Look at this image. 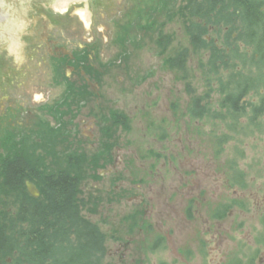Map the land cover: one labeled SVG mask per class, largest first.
Listing matches in <instances>:
<instances>
[{
  "label": "rangeland",
  "instance_id": "rangeland-1",
  "mask_svg": "<svg viewBox=\"0 0 264 264\" xmlns=\"http://www.w3.org/2000/svg\"><path fill=\"white\" fill-rule=\"evenodd\" d=\"M205 3L204 0H78L61 8L52 0L45 12L56 11L64 16L57 19L59 32L75 57V64L81 66L78 71L85 68V75L97 85L95 91L82 75L80 89L77 77L66 75L67 58L48 60L44 50L33 58L31 50L24 49L17 50L16 57L11 58L23 83L20 92L37 118H33L30 140L22 132L19 137L11 134L13 119L17 117L9 115L4 122L9 132L4 136L8 139L1 155L9 158L20 146L28 147L30 151L25 152L32 157V169L38 165L46 174L67 171L78 178L81 213L102 234L104 252L95 255L94 264H189L185 254L193 246L192 236L206 235L203 220L196 213H192L193 219L189 218L188 195L191 184L200 190L213 182L200 173V179L195 177L192 183L187 177L186 157L174 158V164L170 165L167 156L177 148L183 152L178 146V136L190 142L199 138L209 142L212 135L214 139L223 136L219 128L213 133L212 129L205 130L202 123L196 128L194 119L188 120L184 114L187 99L210 92L215 105L222 83L249 69H238L234 62L224 66L221 61H209L217 56L218 51L212 49L222 42L224 34L218 12H213L210 21L204 19L208 16ZM80 11H86L88 18H83ZM57 14L54 17L60 16ZM234 33L237 31L230 33L232 42L236 39ZM197 38L201 39L199 44ZM259 64L252 70V76L264 78V67ZM176 99L182 104L177 109L183 111L178 118L188 124L190 131L176 130L181 125L173 117ZM62 102L64 113L60 117ZM50 109L56 110L60 118L54 125L43 112ZM93 118L97 121L93 128L87 129V134L107 137L104 143H108L107 154L113 159L108 167L96 165L95 150L91 147L94 141L82 134L83 124L92 125ZM50 126L54 131L52 139ZM243 129L226 133V144L212 148L223 149L220 162L225 167L228 163L238 164L237 167L246 170L250 182V177H264V128L256 133L249 127ZM192 133L194 137L189 138ZM35 137L42 140L35 141ZM198 144L193 146L194 150L205 151L206 143ZM214 154L217 160L218 153ZM118 156L120 162L114 170L112 162ZM32 169L27 168L28 175L25 171L29 177L25 178V185L30 194L28 183L39 191L30 180ZM132 196H141L142 204L135 198L129 199ZM18 206L16 201L11 211L16 212ZM234 215L238 220L229 225L233 228L229 236L242 237L251 225L254 228L252 233L247 232L248 237L259 235L262 228L257 219L253 221L252 214ZM239 228H244L242 235L235 232ZM127 237L131 245L125 251L126 256L114 255L118 242L127 241ZM64 263L65 259H61L49 264ZM0 264H4L1 257Z\"/></svg>",
  "mask_w": 264,
  "mask_h": 264
},
{
  "label": "flooded vegetation",
  "instance_id": "flooded-vegetation-1",
  "mask_svg": "<svg viewBox=\"0 0 264 264\" xmlns=\"http://www.w3.org/2000/svg\"><path fill=\"white\" fill-rule=\"evenodd\" d=\"M51 2L52 0H3L0 3V164L2 162H22L25 165L26 175L30 172V170L27 171V168L32 169V157L27 155L28 147L25 149L24 146H20V149L9 158L1 155L5 152L3 146L8 139L4 136L8 132L4 127V122L8 120L9 115L17 117L13 119L10 130H13L12 135L18 134L17 137L22 132L26 134L27 139L29 137L31 140L35 123L33 119L35 114L29 110V101L20 92L23 87L19 78L20 72L17 66L14 67L12 64L11 58L16 57L15 51L31 50L33 58H35L38 55L36 53L44 50L48 60L67 58L69 63L66 65V75L72 79L77 77L79 89L81 88V75H84L85 83L90 86L92 91H95L97 87L81 69L78 71V67L81 66L75 64L76 59L74 60L75 57L66 47V41L59 32L61 29L58 28L57 19L64 16L60 13L57 14L56 11L45 12ZM56 14L60 16L54 17ZM218 17L221 20L220 27L224 35L220 39L222 42L216 44V47L212 49L218 51L217 56L211 57L209 61L211 63L213 60L221 61L224 66L234 62V64H238V69H249V71L245 70L243 73L247 72L248 74H236V76L230 77L225 84L222 83L221 93L216 99V107H214L215 98L210 92L200 97L190 95L187 105H185L186 108L184 107L186 109L184 114L188 116V120L194 119L192 122L196 128L202 123L205 130L212 129L214 133L219 128V132L223 135L216 139H214L215 135H212L209 142H202L200 138L190 142V139L185 141L182 139L183 136L180 138L178 136V146L182 148L183 152L177 148L175 153L167 156L170 165L174 164V158L186 157L189 165L187 177L192 183H194L193 178L200 179L201 175L208 182H213L200 190L196 188V184L190 185L189 218L193 219L192 213H196L203 220L206 235L192 236L191 244L193 246L188 248L185 255L189 264H210V262L211 264H264V177L258 179L253 176L248 182L246 170L243 171L237 167L238 164L233 166L232 163H228V166L225 167V164L223 165L219 159L223 149L212 148V145L222 147L223 144H226L225 134L230 131L238 133V131L244 130L243 128L249 127V130L256 133L264 128V120L260 121L261 118L264 119V78L252 76V70L257 67L258 63L264 67V0H219ZM14 22L20 24L23 22L24 31H19L18 26L13 24ZM233 31H237V33H234L236 39H233L232 42L230 33ZM208 38L211 40L210 37ZM10 46L12 51H9ZM242 50L245 51L244 55H242ZM230 90L234 92L231 93ZM179 104L181 103L177 99L173 101L175 108L173 117L177 124H181L177 126L176 130H181L183 133L190 131V127L178 118L183 112H179L177 109V105L180 107ZM43 112L46 117H50L51 125L60 121L56 110L50 109ZM5 113L6 115H4ZM63 113L64 103L62 102L59 116ZM120 117L124 118L122 115ZM36 118L37 116H35ZM96 121L97 119L93 118L92 125L84 123L82 134L89 136L94 141L91 143V147L95 150L96 165L108 167L113 159L111 160L110 154H107L109 145L104 143L107 137H101V134H99L100 136H94L92 133L87 134V129L90 126L93 128ZM15 129L20 131H14ZM49 132L52 139L54 135L52 126L49 128ZM192 137H194L193 133L189 135V138ZM61 138L60 136L59 139ZM37 140L40 142L42 139L35 137V141ZM198 143H206L205 151L196 152L194 150L193 146H198ZM116 149L120 152L119 148ZM214 152L218 153L217 160ZM111 154L114 158V153ZM119 162L120 156L112 162L114 170ZM232 167L233 169H230ZM109 173H112L111 169ZM258 180H263V182L259 183ZM120 188V185L116 186L117 190ZM134 198L139 203L143 202L141 196H132L129 199L133 200ZM200 212L201 214H199ZM237 212L252 214L253 221L254 218L257 219L262 228L258 236L253 235L252 237H248L247 232L252 233L254 225L248 224L251 226L249 231L243 232L245 236L242 235L244 228L236 229L235 232L242 235V237L237 236L239 237L238 244L236 242L238 238L235 235V237L228 235L233 229L229 225L233 220L235 223L238 220L234 215ZM200 234L203 235V231ZM230 239L233 244L229 241ZM129 240L130 237H127V241H119V247L114 255L125 257V251H128L131 245ZM209 245H211L210 252ZM11 261L12 258H8L7 262Z\"/></svg>",
  "mask_w": 264,
  "mask_h": 264
},
{
  "label": "trees",
  "instance_id": "trees-1",
  "mask_svg": "<svg viewBox=\"0 0 264 264\" xmlns=\"http://www.w3.org/2000/svg\"><path fill=\"white\" fill-rule=\"evenodd\" d=\"M204 1V11L208 14L204 19L210 21L213 12H218L219 0ZM197 39L199 44L201 39ZM82 71L87 74L85 68ZM32 172L30 180L40 191L38 198L26 188L25 178L29 177L25 176L22 162L5 163L0 168L3 263L8 264L5 259L10 257L12 264H49L61 259H65L64 264H94L95 255L104 252L102 234L81 213L78 178L67 171L46 174L38 165L33 166ZM16 201L19 206L12 212Z\"/></svg>",
  "mask_w": 264,
  "mask_h": 264
},
{
  "label": "water",
  "instance_id": "water-1",
  "mask_svg": "<svg viewBox=\"0 0 264 264\" xmlns=\"http://www.w3.org/2000/svg\"><path fill=\"white\" fill-rule=\"evenodd\" d=\"M15 26H18V28H19V31L21 30H23L24 31V25H23V22H22V24H20L19 22H14L13 23ZM16 52V51H15ZM16 54V53H15ZM28 188H29V191L31 192V194H33L34 196H36V197H38L39 195H40V193H39V191L37 190V188L33 185V184H31V183H28Z\"/></svg>",
  "mask_w": 264,
  "mask_h": 264
},
{
  "label": "bare ground",
  "instance_id": "bare-ground-1",
  "mask_svg": "<svg viewBox=\"0 0 264 264\" xmlns=\"http://www.w3.org/2000/svg\"><path fill=\"white\" fill-rule=\"evenodd\" d=\"M72 1H78V0H55V3L60 6L61 8L66 7L69 3ZM83 18H88L89 14L86 11H80Z\"/></svg>",
  "mask_w": 264,
  "mask_h": 264
},
{
  "label": "clouds",
  "instance_id": "clouds-1",
  "mask_svg": "<svg viewBox=\"0 0 264 264\" xmlns=\"http://www.w3.org/2000/svg\"><path fill=\"white\" fill-rule=\"evenodd\" d=\"M3 2V0H0V3H2ZM13 49H12V47L10 46V48H9V51H12Z\"/></svg>",
  "mask_w": 264,
  "mask_h": 264
}]
</instances>
